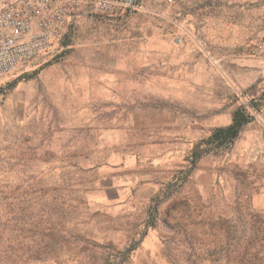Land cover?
Here are the masks:
<instances>
[{"label": "rangeland", "instance_id": "1", "mask_svg": "<svg viewBox=\"0 0 264 264\" xmlns=\"http://www.w3.org/2000/svg\"><path fill=\"white\" fill-rule=\"evenodd\" d=\"M0 264H264V0L86 8L4 77Z\"/></svg>", "mask_w": 264, "mask_h": 264}, {"label": "built area", "instance_id": "2", "mask_svg": "<svg viewBox=\"0 0 264 264\" xmlns=\"http://www.w3.org/2000/svg\"><path fill=\"white\" fill-rule=\"evenodd\" d=\"M137 4L138 0H0V81L51 49L84 9L120 15Z\"/></svg>", "mask_w": 264, "mask_h": 264}, {"label": "trees", "instance_id": "3", "mask_svg": "<svg viewBox=\"0 0 264 264\" xmlns=\"http://www.w3.org/2000/svg\"><path fill=\"white\" fill-rule=\"evenodd\" d=\"M251 120V116L243 109H236L230 123L225 127L214 128L208 137L195 144L192 150V163L204 152L217 149L224 144L232 142L239 134L240 129ZM204 145V146H202Z\"/></svg>", "mask_w": 264, "mask_h": 264}]
</instances>
